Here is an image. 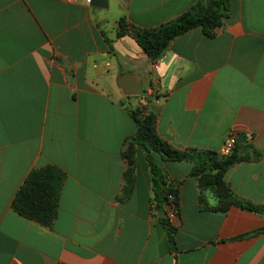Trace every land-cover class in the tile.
I'll return each mask as SVG.
<instances>
[{
	"label": "crops",
	"instance_id": "1",
	"mask_svg": "<svg viewBox=\"0 0 264 264\" xmlns=\"http://www.w3.org/2000/svg\"><path fill=\"white\" fill-rule=\"evenodd\" d=\"M193 1L0 0V264H264V213L211 208L215 195L189 159L152 152L176 187L172 242L139 146L121 195V145L141 103L179 149L216 151L229 132L241 135L232 151L246 157L222 179L239 199L264 203V0H229L212 34L188 28L154 60L131 34L115 35L120 16L152 27ZM123 70L145 94L122 93ZM47 163L64 178L44 225L10 200Z\"/></svg>",
	"mask_w": 264,
	"mask_h": 264
},
{
	"label": "trees",
	"instance_id": "2",
	"mask_svg": "<svg viewBox=\"0 0 264 264\" xmlns=\"http://www.w3.org/2000/svg\"><path fill=\"white\" fill-rule=\"evenodd\" d=\"M229 9V0H194L173 18L152 27L136 26L120 16L117 19L115 35L125 32L131 34L149 59L154 60L162 54L175 35L188 28L199 27L206 34H212L220 25L221 16L227 15ZM129 114L135 122V129L124 137L121 145L120 155L124 161L121 195L128 194L132 187L135 149L139 146L149 171L153 191L151 204L154 208L165 211L164 216H160L159 219L166 228L170 242L173 241L174 227L169 221L165 202L166 194L171 193L177 211L176 187L170 183L165 185L164 171L161 165L153 160L152 152H157L162 159L191 160L193 164L189 174L195 176L199 188L209 187L215 195L216 201L211 208L225 209L232 203L254 212L264 213V203L239 199L222 179L223 172L232 162L246 156L237 155L234 151L226 156H218L213 150L173 147L157 134L154 126L155 114L152 111L144 110L143 105L137 103L129 109ZM63 178L64 172L54 164L47 163L29 169L10 200L12 209L41 224H49L55 216ZM259 229H264V225Z\"/></svg>",
	"mask_w": 264,
	"mask_h": 264
},
{
	"label": "water",
	"instance_id": "3",
	"mask_svg": "<svg viewBox=\"0 0 264 264\" xmlns=\"http://www.w3.org/2000/svg\"><path fill=\"white\" fill-rule=\"evenodd\" d=\"M89 4L105 6L106 0H88ZM117 84L119 85L121 91L125 95H138L141 92L139 80L137 76L129 73L127 70L121 71L116 77ZM237 141L241 139V135L236 136ZM162 215L165 214L163 210L160 211Z\"/></svg>",
	"mask_w": 264,
	"mask_h": 264
},
{
	"label": "built area",
	"instance_id": "4",
	"mask_svg": "<svg viewBox=\"0 0 264 264\" xmlns=\"http://www.w3.org/2000/svg\"><path fill=\"white\" fill-rule=\"evenodd\" d=\"M237 143L236 134L229 132L220 142L218 148L216 149V153L218 156H226L229 155L230 152L233 150ZM167 201L165 202V206L167 209L168 217L170 218L176 213V206L172 201V194H166Z\"/></svg>",
	"mask_w": 264,
	"mask_h": 264
},
{
	"label": "rangeland",
	"instance_id": "5",
	"mask_svg": "<svg viewBox=\"0 0 264 264\" xmlns=\"http://www.w3.org/2000/svg\"><path fill=\"white\" fill-rule=\"evenodd\" d=\"M140 94H142V95L145 94L143 89L141 90V93Z\"/></svg>",
	"mask_w": 264,
	"mask_h": 264
}]
</instances>
